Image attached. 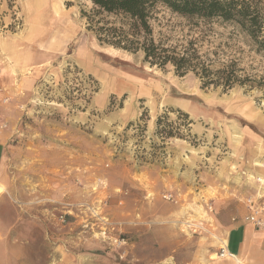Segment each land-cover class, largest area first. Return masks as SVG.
Listing matches in <instances>:
<instances>
[{
    "label": "rangeland",
    "instance_id": "374dc122",
    "mask_svg": "<svg viewBox=\"0 0 264 264\" xmlns=\"http://www.w3.org/2000/svg\"><path fill=\"white\" fill-rule=\"evenodd\" d=\"M58 1L46 0L45 42L21 49L39 65L26 72L34 84L13 111L0 173V264L219 259L216 203L230 190L238 142L246 136L251 155L264 149V57L231 28L163 14L156 39L194 42L212 70H241L233 89L205 88L193 72L180 77L101 45L83 17L88 0ZM24 8L0 0V38L28 29ZM55 8L62 19L48 14Z\"/></svg>",
    "mask_w": 264,
    "mask_h": 264
},
{
    "label": "trees",
    "instance_id": "16d2710c",
    "mask_svg": "<svg viewBox=\"0 0 264 264\" xmlns=\"http://www.w3.org/2000/svg\"><path fill=\"white\" fill-rule=\"evenodd\" d=\"M88 1L92 10L90 14L83 12V17L101 45L131 54L142 53L144 62L151 67L172 66L180 77L193 72L205 88L221 86L224 91L231 90L241 83V70L235 63L212 70V63L202 61L194 42L171 45L168 38L156 39L155 26L162 25L163 14L185 20L195 29L214 25L231 28L264 57V0Z\"/></svg>",
    "mask_w": 264,
    "mask_h": 264
},
{
    "label": "crops",
    "instance_id": "0c3cea01",
    "mask_svg": "<svg viewBox=\"0 0 264 264\" xmlns=\"http://www.w3.org/2000/svg\"><path fill=\"white\" fill-rule=\"evenodd\" d=\"M21 1L25 6L28 29L19 38H0V101L9 99L7 105H0V173L18 123L14 122L13 111L25 107V96L34 84L33 78L26 72H29L32 64L33 67L39 65V55L34 57L29 51L21 49L26 46L36 47L45 42L44 32L49 20L46 17V0ZM56 10L58 9L55 8L53 12L48 10V14L53 19H62L60 17L65 16L66 11L57 14ZM38 53L47 57V52ZM249 142L251 141L246 136L238 142L241 146L236 149L231 161L236 167V173L231 172L226 176L232 181L230 190L220 195L224 200L216 203V218H219L221 226L220 236L224 234V244L220 248L223 256L210 264H264V233L256 232L241 221L247 211L241 199L234 200L237 191H243L245 196L251 193L264 195V149L260 147L262 152L251 155L248 153ZM258 178L262 180L261 184L257 182ZM218 204L223 208L218 209Z\"/></svg>",
    "mask_w": 264,
    "mask_h": 264
},
{
    "label": "built area",
    "instance_id": "2783aa9c",
    "mask_svg": "<svg viewBox=\"0 0 264 264\" xmlns=\"http://www.w3.org/2000/svg\"><path fill=\"white\" fill-rule=\"evenodd\" d=\"M8 102V99L2 100L0 101V105H6ZM257 182L261 184L262 180L258 178ZM164 199L171 201L173 196L167 195L164 196ZM242 201L247 212L246 215L241 218V221L250 225L256 232L264 233V195L258 193L249 194L243 197ZM210 210H212V208ZM119 244L125 245L126 242L125 240H120ZM221 256H223V251Z\"/></svg>",
    "mask_w": 264,
    "mask_h": 264
},
{
    "label": "bare ground",
    "instance_id": "6f19581e",
    "mask_svg": "<svg viewBox=\"0 0 264 264\" xmlns=\"http://www.w3.org/2000/svg\"><path fill=\"white\" fill-rule=\"evenodd\" d=\"M60 2H63V0H60Z\"/></svg>",
    "mask_w": 264,
    "mask_h": 264
}]
</instances>
